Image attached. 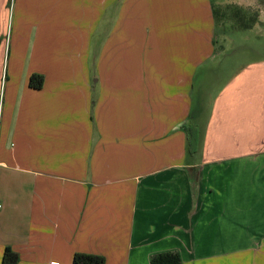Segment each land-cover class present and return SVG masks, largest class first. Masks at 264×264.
<instances>
[{
  "label": "crops",
  "instance_id": "0c3cea01",
  "mask_svg": "<svg viewBox=\"0 0 264 264\" xmlns=\"http://www.w3.org/2000/svg\"><path fill=\"white\" fill-rule=\"evenodd\" d=\"M222 1L0 0V264L218 260L264 189V57L223 58L254 12Z\"/></svg>",
  "mask_w": 264,
  "mask_h": 264
},
{
  "label": "rangeland",
  "instance_id": "374dc122",
  "mask_svg": "<svg viewBox=\"0 0 264 264\" xmlns=\"http://www.w3.org/2000/svg\"><path fill=\"white\" fill-rule=\"evenodd\" d=\"M220 4L221 7L229 8L245 6L246 10L254 12L247 14L248 17L252 16L256 21L260 17L262 21L254 30L239 29L231 32L232 42L227 46L226 53H223V58L227 60L226 66L233 67L263 58L264 0H224ZM254 5L261 11L259 14L252 9ZM79 17L72 19L71 23H75ZM250 193L249 195V191H246V198L252 197V200L246 199V202L254 199L253 191ZM261 195L260 204L245 202L246 204L239 205L240 207H230L228 210L231 211L224 217L222 224L217 221L209 223L207 234L209 236L211 233L212 247L207 248L204 256L218 257V260H213L214 264H264V215L262 216L260 211L264 208V189ZM236 209L237 211H233Z\"/></svg>",
  "mask_w": 264,
  "mask_h": 264
},
{
  "label": "trees",
  "instance_id": "16d2710c",
  "mask_svg": "<svg viewBox=\"0 0 264 264\" xmlns=\"http://www.w3.org/2000/svg\"><path fill=\"white\" fill-rule=\"evenodd\" d=\"M213 7V16L215 21L219 19L218 9ZM235 22H237L240 28L246 29L254 19L252 17L242 19L237 15V12H233L232 15ZM41 79L38 77L31 78V86L39 87ZM17 256L16 254L8 247L3 251L2 264H16ZM72 264H104L103 258L94 255H85V254H75L72 259ZM149 264H181V259L176 251L163 252L153 254L149 258Z\"/></svg>",
  "mask_w": 264,
  "mask_h": 264
},
{
  "label": "built area",
  "instance_id": "2783aa9c",
  "mask_svg": "<svg viewBox=\"0 0 264 264\" xmlns=\"http://www.w3.org/2000/svg\"><path fill=\"white\" fill-rule=\"evenodd\" d=\"M49 264H58V263H56V262H51V263H49Z\"/></svg>",
  "mask_w": 264,
  "mask_h": 264
}]
</instances>
